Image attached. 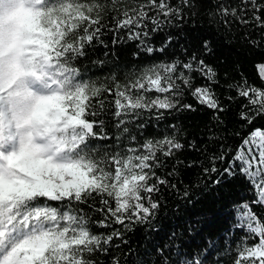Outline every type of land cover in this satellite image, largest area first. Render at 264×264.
I'll return each mask as SVG.
<instances>
[{"label":"snow or ice","instance_id":"snow-or-ice-1","mask_svg":"<svg viewBox=\"0 0 264 264\" xmlns=\"http://www.w3.org/2000/svg\"><path fill=\"white\" fill-rule=\"evenodd\" d=\"M215 3L208 13L213 23L248 28L244 38L257 48L264 44V33L250 38L264 29V0ZM195 7V0H0V264H128L129 254H136L121 248L129 243L125 234L134 225L152 227L160 208L154 194L169 186L157 169L185 147L177 125H166L159 137L146 136L145 129L174 112L196 111L183 103L186 93L213 110L216 127L228 106L214 91L216 69L183 45L184 59L152 62L122 78H93L80 61L97 46L107 48L109 33L113 46L135 42L134 57L164 53L176 40L168 29L180 28ZM159 33L165 39L157 48L152 37ZM204 50L211 51L208 41ZM256 68L264 81V63ZM194 73L207 83L194 87ZM227 87L237 92L230 102L247 99L239 113L242 127L264 121V90L246 79ZM209 131L210 143L226 139ZM208 159L212 167L203 171L219 173L215 185L239 175L254 196L233 205L232 227L243 235L234 258L227 250L229 264H264V216L253 211V205L264 208V123L235 150L221 144ZM217 162L226 166L218 169ZM174 174L175 168L168 172ZM145 255L149 259L133 264H208L212 252L189 254L169 242Z\"/></svg>","mask_w":264,"mask_h":264},{"label":"trees","instance_id":"trees-1","mask_svg":"<svg viewBox=\"0 0 264 264\" xmlns=\"http://www.w3.org/2000/svg\"><path fill=\"white\" fill-rule=\"evenodd\" d=\"M171 3L175 5L177 0H171ZM195 5L196 7L191 10L196 13L194 16L189 12L180 28L168 29V33L176 40L164 53L147 54L140 51L139 55L134 57L133 52L138 51L135 42L113 46L112 34L109 33L104 37L108 43L107 48L97 46L94 52L90 51L89 55L80 61V66L93 78L103 79L111 74L122 78L152 62L170 61L175 57L184 59L185 53L181 50L183 45L187 48L188 55L195 51L206 64L216 69L219 83L213 86L214 91L222 105L228 106V111L219 113L221 120L224 121L223 125L216 127L212 120L213 110L198 104L189 93H186L183 103L192 104L196 111L174 112L166 115L165 121L161 122L159 127H153L155 124L153 120L145 129L146 136L159 137L164 134L166 125H177V137L185 147L167 158L162 170L157 169V175L168 179L169 186H160V192L154 194L160 208L152 227L134 225V230L125 234L129 243L121 245V248L125 252L129 248L137 250L135 255L129 254L128 264L140 259H149L145 252L152 251L154 244L169 242L189 254L201 252L207 257L208 252H212L208 264L213 262L229 264L227 250L233 249L234 258L235 243L243 235L241 230L232 227L236 222L233 205L254 199L251 195V185L243 177L239 175L232 179L224 177L219 185H215L213 182L219 173L209 174L203 169L212 167L208 156L218 154L221 144L225 149L231 146L235 150L254 125L264 123L258 119L254 125L242 127L246 121L239 119V113L241 106L247 104V99L240 97L230 102L228 97H236L237 92L227 87L231 83H239L246 79L249 85L264 90V81L259 77L256 68L258 63H264V44L260 48L251 45L249 40L244 38L245 32L250 31L248 28H240L238 25L226 28L222 24L213 23L208 13L217 7L215 0H195ZM260 33H264V29L251 31L250 38L258 39ZM164 39L165 35L159 33L152 37V43L158 48ZM205 41L209 42L211 49L207 53L204 50ZM105 52L108 53L107 56L104 55ZM97 60L105 62L93 63ZM193 76L194 87L207 83L198 73H194ZM108 99L111 100L112 97ZM106 119L108 121L106 130L111 133L114 120L111 116ZM210 127L213 132L225 136L226 139L210 143L209 138L212 134L209 131ZM236 133H240V136ZM140 142H143L142 138ZM190 143L195 144L194 149L188 147ZM225 166L226 162L216 163L218 169L222 170ZM173 168L175 174L168 176V172L173 171ZM172 184L176 187L172 188L170 186ZM253 211L264 216V208L253 205ZM95 218H102L101 214L97 213ZM114 227L123 230L122 226ZM96 231L108 232L111 229Z\"/></svg>","mask_w":264,"mask_h":264}]
</instances>
